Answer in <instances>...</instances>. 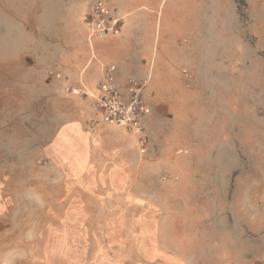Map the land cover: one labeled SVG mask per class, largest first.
Returning <instances> with one entry per match:
<instances>
[{
    "label": "rangeland",
    "instance_id": "1",
    "mask_svg": "<svg viewBox=\"0 0 264 264\" xmlns=\"http://www.w3.org/2000/svg\"><path fill=\"white\" fill-rule=\"evenodd\" d=\"M93 1L0 0V264H264V0H104L88 39ZM104 62L144 148L65 91Z\"/></svg>",
    "mask_w": 264,
    "mask_h": 264
},
{
    "label": "built area",
    "instance_id": "2",
    "mask_svg": "<svg viewBox=\"0 0 264 264\" xmlns=\"http://www.w3.org/2000/svg\"><path fill=\"white\" fill-rule=\"evenodd\" d=\"M83 21L88 39L118 35L122 28L121 18L108 7L104 0H94ZM92 46L90 42V48ZM47 75L55 79L63 78L60 71L53 69H49ZM183 75L186 79L190 78L187 71H183ZM146 84V79H138L130 75L120 83L116 64L104 62L95 90H88L84 86L66 85L65 91L73 95L86 96L95 117L108 126L134 136L144 148L147 141L146 118L151 112V107L144 95Z\"/></svg>",
    "mask_w": 264,
    "mask_h": 264
},
{
    "label": "crops",
    "instance_id": "3",
    "mask_svg": "<svg viewBox=\"0 0 264 264\" xmlns=\"http://www.w3.org/2000/svg\"><path fill=\"white\" fill-rule=\"evenodd\" d=\"M110 6V5H109ZM123 26H124V23H123V25H122V28H123ZM33 27V25L31 26V28L29 29H27V31L26 32H28V33H30V34H34L36 31H35V29H33L32 28ZM122 28H121V31H122ZM121 31H120V33H121ZM120 33L118 34V35H120ZM118 35H116V36H118ZM23 46V43H19V46H18V48H21ZM94 46V45H93ZM90 49V48H89ZM92 50V49H91ZM94 51V50H93ZM92 53V52H91ZM92 57H94V55H93V53H92ZM100 71H101V68H100ZM100 71H99V75H98V78H99V76H100ZM83 71H81L80 73H79V75L82 73ZM121 75H120V72H119V70H118V81L121 83L122 81H123V79H121V77H120ZM98 80V79H97ZM80 82H81V80H79ZM97 82V81H96ZM82 85H84L83 83H81ZM95 88H96V84L94 85V87H92V89L91 90H95Z\"/></svg>",
    "mask_w": 264,
    "mask_h": 264
},
{
    "label": "bare ground",
    "instance_id": "4",
    "mask_svg": "<svg viewBox=\"0 0 264 264\" xmlns=\"http://www.w3.org/2000/svg\"><path fill=\"white\" fill-rule=\"evenodd\" d=\"M84 86V85H83ZM84 87H86V86H84ZM88 89V88H87Z\"/></svg>",
    "mask_w": 264,
    "mask_h": 264
}]
</instances>
